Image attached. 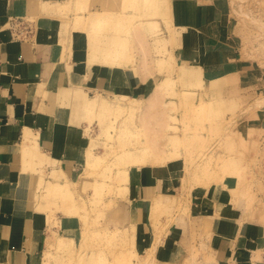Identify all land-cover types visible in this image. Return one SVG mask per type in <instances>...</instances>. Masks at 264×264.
<instances>
[{
    "label": "rangeland",
    "instance_id": "rangeland-1",
    "mask_svg": "<svg viewBox=\"0 0 264 264\" xmlns=\"http://www.w3.org/2000/svg\"><path fill=\"white\" fill-rule=\"evenodd\" d=\"M224 1L229 6L230 32L240 44L246 66L241 74L214 79L173 56L181 46L167 41L174 26L170 4L167 8L164 0L157 7L141 0H75V17L64 14L66 26L87 32L90 62L131 65L133 74L142 71L144 77L152 76L153 65L160 85L144 101L134 103V111L120 109L118 105L130 104L120 97L106 98L115 108L105 112L87 114L70 102L61 105L83 134V168L78 182L68 181L73 200L52 194L44 198L45 190L38 184V210L51 214V220L57 213L73 217L81 232L66 249H47L43 262L146 264L148 260L156 264L153 250L136 249V228L126 226L122 198L129 191L131 167L179 161L181 184L176 196L164 204L158 199L142 207L152 211L154 226L164 220L159 237L177 219L186 217L192 193L219 189L231 176L228 195L242 214L240 229L250 243L249 264H264V0ZM59 11L63 14L60 7ZM99 15L108 18L94 29L90 23ZM145 31L151 40L144 39L143 50L137 35L144 38ZM202 77L204 88L197 85ZM159 86V100L147 109ZM88 150L98 157L91 165ZM186 229L185 243L204 237L193 226ZM200 253L205 254L204 247ZM190 257L188 264H213L206 257L203 262L196 260L195 252Z\"/></svg>",
    "mask_w": 264,
    "mask_h": 264
},
{
    "label": "crops",
    "instance_id": "crops-1",
    "mask_svg": "<svg viewBox=\"0 0 264 264\" xmlns=\"http://www.w3.org/2000/svg\"><path fill=\"white\" fill-rule=\"evenodd\" d=\"M169 4L174 28L191 32L175 58L199 67L209 79L245 71L240 44L230 32L226 1L169 0ZM74 9L75 0H0V264H42L52 231L73 239L81 232L73 217L57 213L51 220V214L38 210L42 171L45 181L52 180L53 170L62 171L61 181L66 178L72 185L83 168V134L61 105L70 102L84 111L86 99L97 93L144 101L159 84L153 65L152 76L144 77L142 71L133 74L131 65L90 62L87 32L66 26L64 14L73 19ZM18 19L31 22L29 41L12 36L10 23ZM144 39L151 40L147 31ZM28 133L35 139L31 146L36 144L46 156L43 165L26 155ZM179 173V161L129 169V191L122 199L126 226L136 228V249L153 250L156 264H188L193 252L201 262L206 257L213 264H249V241L240 229L242 214L228 195L231 176L219 189L192 193L186 217L159 237L164 220L154 226L152 211L142 207L174 198L180 190ZM192 226L204 237L185 243L184 231ZM203 247L205 254L198 256Z\"/></svg>",
    "mask_w": 264,
    "mask_h": 264
},
{
    "label": "bare ground",
    "instance_id": "bare-ground-1",
    "mask_svg": "<svg viewBox=\"0 0 264 264\" xmlns=\"http://www.w3.org/2000/svg\"><path fill=\"white\" fill-rule=\"evenodd\" d=\"M141 1L147 2V3L149 2V4H151V6H154L155 5V7H157V4H159L160 2H162V0H160V1L159 0H141ZM164 1L166 2L167 8H169V5H168L169 4V0H164ZM163 5H164V3H163ZM164 9H166V8H164ZM164 12H165V10H164ZM166 14H168V13H166ZM169 16H170V13H169ZM107 18L108 17L106 15H99L96 19L93 18L92 23H90V24L95 29V26H97V24L103 23ZM172 29L173 30H170L172 32V34H171L172 36L170 35V37H167V41L168 42H171V43L176 42L177 44L178 43L181 44V41H186L187 39H190L191 38L190 37L191 36V32L190 31H184L182 33V30L179 31V30H177L175 28H172ZM137 40H138L141 48L144 50L145 49L144 48V38L141 37V36H139V35H137ZM60 58L62 59L61 56H60ZM185 61L186 60H184V65L187 66L189 63H187L188 61L187 62H185ZM143 63H144V61H143ZM197 85H198V87H202L203 86V88H204V79H203V77L199 79V82H198ZM161 91L162 90H161V87L160 86H159L158 90L156 89L154 91L153 95L149 99V104H148L147 109L150 108V107H152L153 106L152 104L156 103L159 100V95L162 93ZM120 98L121 99H119V100H121V101L124 100V101H129L130 102V104L128 106L118 105V107L120 109H122V110L127 109V110L134 111L136 109L134 107V103L140 101V100H137L135 98H129L126 95H122ZM116 100H118V99H116ZM111 107H113V106L111 105L110 102H108V100L106 99V97H104V95H102L100 93H97L94 96H91V97H89V98L86 99L85 111L87 112V114L94 113V112L96 113V112H99V111L105 112V111L110 110ZM113 108H115V107H113ZM33 140H35V139H33L32 137H30V135L28 133V135H27V137L25 139V147L27 149L26 155L27 156L29 155L32 159L37 160V164L43 165L44 162H45L46 156L39 152L36 144L34 145V147L31 146V142ZM30 146L32 147V149H31ZM128 151L130 152V150H128ZM86 152H88V155H89V157L87 159V164L88 165L89 164L91 165V164H93V162H95L98 159V157L95 156L94 154L91 155L92 154L91 153V150H88ZM144 152H145V150H144ZM48 160H51V159H48ZM57 171L56 170H53V172L51 174L52 180L45 181V179L43 178V175L40 177V180H39V184L41 186L40 189L43 188L45 190V192L43 191L44 192L43 193V197L45 198L46 195L52 194L55 197L57 196L58 198L63 197V199H66L68 201L69 200H73L71 191L69 189H67L68 188L67 187L68 186V180L65 178L64 181H61V178L63 176H65V175H64V173L62 171H58V172ZM41 173H43V171ZM59 196H61V197H59ZM71 243H72L71 238L65 237V236H62V235H57L56 233L53 235L51 233V235L47 239L46 248L47 249H59V250H62V249H66L67 248V245L69 246ZM149 261H151V259H149ZM145 263L146 264H151V263H148V260H146ZM42 264H47V262H43Z\"/></svg>",
    "mask_w": 264,
    "mask_h": 264
},
{
    "label": "built area",
    "instance_id": "built-area-1",
    "mask_svg": "<svg viewBox=\"0 0 264 264\" xmlns=\"http://www.w3.org/2000/svg\"><path fill=\"white\" fill-rule=\"evenodd\" d=\"M12 36L20 41H29L33 35L31 22L25 20H12L9 26Z\"/></svg>",
    "mask_w": 264,
    "mask_h": 264
}]
</instances>
